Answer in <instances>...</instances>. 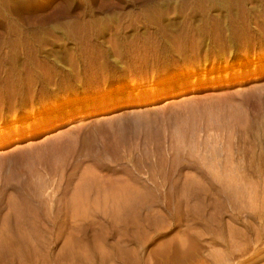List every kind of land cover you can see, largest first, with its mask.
<instances>
[{
    "label": "rangeland",
    "instance_id": "obj_1",
    "mask_svg": "<svg viewBox=\"0 0 264 264\" xmlns=\"http://www.w3.org/2000/svg\"><path fill=\"white\" fill-rule=\"evenodd\" d=\"M156 27L192 28L178 40L183 61L237 47L264 64V0H0V264H264V68L142 104L122 98L42 130L28 116L37 132L4 130L31 102L64 96L65 84L92 87L143 67L128 48L156 45L147 32ZM114 43L127 53L107 52L103 76L19 79L10 70L46 58L97 62L104 57L91 50ZM189 104L206 115L183 116ZM125 185L128 207L104 202Z\"/></svg>",
    "mask_w": 264,
    "mask_h": 264
},
{
    "label": "bare ground",
    "instance_id": "obj_2",
    "mask_svg": "<svg viewBox=\"0 0 264 264\" xmlns=\"http://www.w3.org/2000/svg\"><path fill=\"white\" fill-rule=\"evenodd\" d=\"M220 1H222V0H220ZM161 10H163V9H161ZM164 11H166V10H164ZM161 13L162 12H159L160 16H162ZM166 13H168V11H166ZM164 14H165V12H164ZM175 16L177 17L178 15L175 13ZM167 18H170V17L167 16ZM167 18H164V19L166 20ZM232 19H230V20L233 21L234 19L233 20ZM235 20H236V17H235ZM246 20L247 19H245L244 22ZM156 21H154V22L157 23ZM239 22H241V21H239ZM149 23H151V22H149ZM234 23L235 22H233V24ZM236 23H237V21H236ZM236 23L234 26H236ZM168 24H169V26L173 27L172 23H171L172 25H170V22ZM218 24H220V23H218ZM240 24L238 26H240ZM152 25H154V24H152ZM158 25L159 24H156L157 27H158ZM148 26H150V25L148 24ZM230 28H232V27H230ZM243 28L244 27H242L241 29H243ZM176 29H178V27ZM176 29H172V30L176 31ZM188 29L187 30L182 29V31L180 29L181 32L176 31L177 33L180 32L178 35L176 34V32L174 33L171 29L166 28V27L159 29V30L157 28V29L153 30L152 32H150L151 30L147 31L150 33V34L149 33L148 34H149V36H151V38L156 39L155 43L157 46L154 45V43L152 45H148V46L143 45L141 48L131 46L130 48H128L131 51V54H127V55H126L127 52L125 51V49H120V47L118 48L117 46L115 47V43L106 46L105 49L99 48L96 51L91 50V52H93V53H98L99 51L102 53V56L104 58L102 60H98L97 62H89L86 60L80 61V60H75V59H67L65 62H62L64 59H60V58L47 59L46 57H45L46 59H38L37 58L38 60H34V61L28 60V62L27 61L26 62H16L15 61L16 63L13 64V67L11 66L12 69L10 67V70L19 79H21L23 77L27 78L28 76H32V75H35L36 77H40V78L51 77V75H48V72L49 73L54 72L57 75L59 74V76H61L63 79H67L68 77H70V74H72V72L77 70V69H80V70L84 69L85 72L91 71L92 72L91 74H93L94 76H97V75L103 76L106 74L105 72L108 70V66H104V65H109V63H108L109 61L107 60V58H105V57H107V55H106L107 52H114V53H117V54H120L123 56H124V54L126 56L135 54L137 56V58L135 59V62L141 61L142 63H145V65L143 67H140V68H137V66H135V68H137V70H132L133 73L131 75L128 74L129 76H126V74L131 71L129 69V66L126 68H122L120 70L121 75L119 77H117L116 79L105 80L104 83L96 84L95 86L92 85V87L88 86L87 83H85V82H83V84H81V87H80V85L78 86V84L76 86L65 84L64 85V88H65L64 89V92H65L64 96L63 95L59 96V93H57V94H55L56 98L49 100V101H44L45 104L42 103L43 101H37L38 103L35 101L31 102L30 110L28 108H25V110L23 112H20L21 110H18L12 116L13 119L20 117V118H25V120L22 121L19 125H16V123L15 124L6 123L7 126L4 128V130L7 129V130L15 131V130H18V128L20 130L25 129V128H29L31 132H37L38 128H36L37 130L30 128L31 124L28 120V116L29 117L32 116L33 121H35L34 124L40 123V130H42L41 127L45 126L44 123L46 124V121L51 120L52 118H54V120H56L54 122H58V118H60V117L62 118V116L84 115L85 113L93 114L94 112H97L99 110H107V109L103 108L105 106V104H107V103H110L112 107L113 106L115 107V105H117L121 102L122 98H125V99L133 98V100H131V102L133 101L137 104H142V103H146V102L155 100L156 96L160 95L161 93L166 94L167 92L168 93L174 92L179 88H183V87H186L188 85L189 86L194 85L193 83H195V82H199V81L201 82L202 81V83L204 82L206 85V84H208L207 82H210V80L216 81V80H221L222 78L229 79L230 76H231V78H233L235 80L236 78H240V76L243 73H249L251 71L258 70L260 68H264V64L259 65L260 68L257 65L258 62H256V61L258 59L259 60L261 59V57H259L257 53H255L254 51H249L250 49L248 50L247 48H246L247 51L245 49H244V51H242V50L240 51L239 49H237V47L236 48L233 47L234 50H233V48L230 47L231 51H229L227 49L229 51V53L226 52L227 55L221 54L219 57L214 58L213 59L214 61L210 60L206 56L202 57L200 55V53L194 54V56L190 62L185 61V58L183 61L182 57L187 56V51L182 50V49L187 48V47L180 45L178 43V40L187 38V37H185V38L183 37L184 32H187L188 36L190 35L189 33H193V31H191V29H192L191 27ZM246 30L247 29H245V31ZM89 31H91V30H89ZM237 33H239V32H237ZM77 34H79V33H77ZM85 35H83V36H85ZM102 35H104V34H102ZM232 35H234V34L232 33ZM232 35H230V36H232ZM243 36H241V37H243ZM160 37L163 38L162 41H159ZM63 39H66V38L63 36ZM230 41H231V39H229V42L227 40L228 43H230ZM94 42H96V41L94 40ZM232 42H233V40H232ZM81 43H83V42H81ZM168 43H170V44H168ZM182 44L187 45L186 42H184V41H182ZM225 44H226V42H225ZM89 46L92 47V49H94L93 47L95 45H89ZM97 46H100V45H97ZM153 46H155L156 49H154ZM225 47H227V45ZM41 50H40V52H41ZM43 51H44V49L42 50V52ZM68 54H70V53H68ZM88 55H89V53H88ZM162 55L164 57H162ZM181 61H183V62L180 63ZM250 62H254L255 66L249 67ZM67 63L69 66L67 65ZM217 70H218V74H215V71H217ZM222 70L225 71V74L223 73ZM199 71H201V72L199 73ZM134 73H136V74L140 73V77L138 78L136 75H133ZM104 78L109 79V77H104ZM79 88H81V89H79ZM43 98H44V100H46L45 97H43ZM114 102H116V103H114ZM35 103H37V108L41 109L37 113L34 111ZM179 107H181V106H179ZM199 107L190 106V104H189V106L185 105V108L182 107L181 109H183V110L179 109L178 111L179 112L182 111V115H183V113H184V115H190V116L191 115L196 116V114H197V116H200L202 114L206 115V112H207L206 108L207 107L206 106L201 107L202 110ZM18 108H15V107L9 108L7 110V115L5 116V114H3L2 117H4V116L6 118L9 117V114H11L10 112H13V111L15 112ZM175 113H177V112H175ZM173 116L176 117V115H173ZM202 117L204 118L205 116H202ZM50 122H53V121H50ZM18 133L19 132L16 131V132L12 133L15 135L9 134L7 139H10L16 135L18 136ZM146 186H148V185L145 183H142L141 187L140 186L135 187V192L139 193V190L143 191L144 189H147L149 187V186L148 187H146ZM117 190H120V192H122L120 197H118V195H115V192ZM101 191H103V188H101ZM132 193H134V191L130 192V189L128 188V186L125 185L123 188H120V189H116V190H112V191H105V195H104L105 199H103V200L106 204L112 203L113 206H116L117 209L120 210V207H119L120 203H122V205H124L123 206L124 208L129 206V204L131 202V198H130L129 194H132Z\"/></svg>",
    "mask_w": 264,
    "mask_h": 264
}]
</instances>
